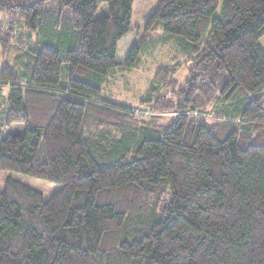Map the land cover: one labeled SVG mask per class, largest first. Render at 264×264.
Instances as JSON below:
<instances>
[{"label": "trees", "instance_id": "obj_1", "mask_svg": "<svg viewBox=\"0 0 264 264\" xmlns=\"http://www.w3.org/2000/svg\"><path fill=\"white\" fill-rule=\"evenodd\" d=\"M133 3L0 0V170L62 185L6 179L0 264H264V0H157L121 62ZM156 34L184 61L135 109L101 100Z\"/></svg>", "mask_w": 264, "mask_h": 264}, {"label": "rangeland", "instance_id": "obj_2", "mask_svg": "<svg viewBox=\"0 0 264 264\" xmlns=\"http://www.w3.org/2000/svg\"><path fill=\"white\" fill-rule=\"evenodd\" d=\"M157 0H134L132 9V30L119 42L117 60L124 61L131 46L137 42L144 31V25L149 15L154 11ZM108 13V5L102 3L96 16H103ZM219 13V12H218ZM163 36V35H162ZM264 50V36L259 40ZM4 57L0 53V75L3 69ZM183 62L181 53L174 39L159 38L156 34L155 43L150 44L149 48L142 54L141 63L138 67L129 70L116 68L106 81L103 83L101 100L113 105L124 106L135 109L142 99L146 97L153 82L156 71L166 65ZM188 77V69L185 63L178 70L175 78L179 83H184ZM10 88L8 85L0 84V117L6 115L8 96ZM137 113L145 120H150L154 115L149 110L136 109ZM167 117L171 116L166 115ZM170 118V117H169ZM15 134H22L24 126L12 124L8 130ZM8 177L22 182L40 191L45 200L58 191L62 185L53 183L45 179L36 178L27 174L12 170H0V190L4 189L5 181Z\"/></svg>", "mask_w": 264, "mask_h": 264}, {"label": "crops", "instance_id": "obj_3", "mask_svg": "<svg viewBox=\"0 0 264 264\" xmlns=\"http://www.w3.org/2000/svg\"><path fill=\"white\" fill-rule=\"evenodd\" d=\"M118 46H119V44H118ZM118 52V51H117Z\"/></svg>", "mask_w": 264, "mask_h": 264}]
</instances>
